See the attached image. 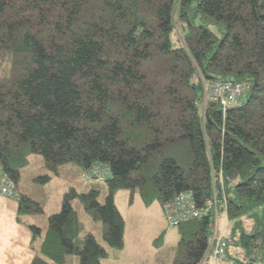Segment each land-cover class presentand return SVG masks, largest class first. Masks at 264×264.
<instances>
[{"label": "trees", "instance_id": "1", "mask_svg": "<svg viewBox=\"0 0 264 264\" xmlns=\"http://www.w3.org/2000/svg\"><path fill=\"white\" fill-rule=\"evenodd\" d=\"M228 80L247 96L224 112L210 89ZM31 153L56 173L67 163L82 175L111 170L66 197L46 229L18 217L31 264H101L109 250L83 233L71 199L121 249L114 193L135 188L162 206L218 190L234 240L227 264H264V0H0V168L17 185ZM21 197L24 213L33 201ZM179 230L173 264H200L211 218Z\"/></svg>", "mask_w": 264, "mask_h": 264}, {"label": "rangeland", "instance_id": "2", "mask_svg": "<svg viewBox=\"0 0 264 264\" xmlns=\"http://www.w3.org/2000/svg\"><path fill=\"white\" fill-rule=\"evenodd\" d=\"M88 182L90 181L84 179L77 165L64 164L59 168V173H56L47 167L41 154L31 153L29 164L19 180L20 190L28 194L33 201V204H30L34 210L33 215L28 219L42 229H46L49 215L60 212L65 198L71 197L73 192H88L90 185L93 184L86 185ZM100 190L99 201L104 203L107 190L103 186ZM71 202L81 221L89 225V230L93 231L97 240L108 248L110 255L107 258L115 263L107 264H173L174 257L180 254L179 243L182 237L179 227L171 231L167 230L168 225L160 200L152 196L151 202L145 203L140 188L120 189L114 193V202L125 221V245L121 249L107 246L103 239L104 231L100 227L103 226V222L97 221L100 226L94 223L95 220L86 212L79 198L71 199ZM220 224L225 227V233L229 234L226 232L229 225L227 213H223ZM159 238L162 247L154 245ZM103 260L101 263L105 264ZM221 263L225 264V262H213L209 258L200 264Z\"/></svg>", "mask_w": 264, "mask_h": 264}, {"label": "built area", "instance_id": "3", "mask_svg": "<svg viewBox=\"0 0 264 264\" xmlns=\"http://www.w3.org/2000/svg\"><path fill=\"white\" fill-rule=\"evenodd\" d=\"M210 94L212 100L219 102L223 106V111L226 112L228 107L245 101L247 89L243 84L232 80L217 81L211 86ZM83 177L89 181H105L111 177V170L105 164H98L85 170ZM0 195L18 200L22 196L17 183L2 169H0ZM226 205L225 195L220 197L216 189H214L210 197L202 199L201 203H198L192 190H186L164 202L162 209L169 229L210 217L211 234L209 248L204 261L210 258L213 262H223L228 257V248L234 242L233 237L225 233V227L223 228L220 224ZM245 262L261 264L255 261L250 262L247 259ZM229 264L233 263L230 262Z\"/></svg>", "mask_w": 264, "mask_h": 264}, {"label": "crops", "instance_id": "4", "mask_svg": "<svg viewBox=\"0 0 264 264\" xmlns=\"http://www.w3.org/2000/svg\"><path fill=\"white\" fill-rule=\"evenodd\" d=\"M96 182L99 181L93 180L88 182L86 185H90V183ZM18 188L20 190L19 185ZM23 192L24 191L20 190L21 195ZM21 199H11L0 195V264H31L32 260L36 256V252L31 247L32 233L27 226V224H34L28 219L31 218V216L33 215L32 211L34 210L32 206H30L29 209H26L25 212L22 213ZM18 217H20L27 224L21 223L18 220ZM82 223L84 227L83 233H85L86 231L93 232L89 230V225H85L84 221ZM94 223L98 224L97 221H95ZM100 227L104 231V226ZM168 229L169 228H167V230ZM173 229L175 228L169 230L171 231ZM155 244L156 241L154 242V245ZM156 246L162 247L160 239H158ZM73 261L76 264L77 258H74ZM103 262L105 264L115 263L111 262V260L108 258L104 259Z\"/></svg>", "mask_w": 264, "mask_h": 264}, {"label": "bare ground", "instance_id": "5", "mask_svg": "<svg viewBox=\"0 0 264 264\" xmlns=\"http://www.w3.org/2000/svg\"><path fill=\"white\" fill-rule=\"evenodd\" d=\"M206 257V256H205ZM204 260H205V258H204ZM205 262V261H204ZM223 262H227L228 263V261H227V259L225 260V261H223Z\"/></svg>", "mask_w": 264, "mask_h": 264}]
</instances>
